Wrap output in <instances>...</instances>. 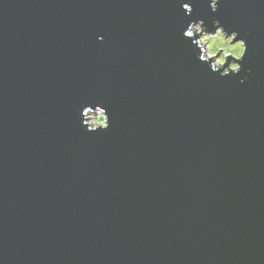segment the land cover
<instances>
[{
	"label": "water",
	"instance_id": "water-1",
	"mask_svg": "<svg viewBox=\"0 0 264 264\" xmlns=\"http://www.w3.org/2000/svg\"><path fill=\"white\" fill-rule=\"evenodd\" d=\"M0 264H264V0H0Z\"/></svg>",
	"mask_w": 264,
	"mask_h": 264
},
{
	"label": "rangeland",
	"instance_id": "rangeland-1",
	"mask_svg": "<svg viewBox=\"0 0 264 264\" xmlns=\"http://www.w3.org/2000/svg\"><path fill=\"white\" fill-rule=\"evenodd\" d=\"M194 27L196 34L201 32V26ZM199 40L201 43H206L205 55L209 58H216L219 52H224V54L216 61L215 66L218 67L224 66L230 56L235 59H239L243 52L242 45L239 42L232 44V39L227 37L225 38L224 34H222L219 30H216V32L212 35H200ZM236 68V64H233L231 67L232 70H235ZM227 71L228 70L225 72ZM87 117L88 123L94 126L99 124L102 125L104 122L100 112H97L96 116L89 113Z\"/></svg>",
	"mask_w": 264,
	"mask_h": 264
}]
</instances>
